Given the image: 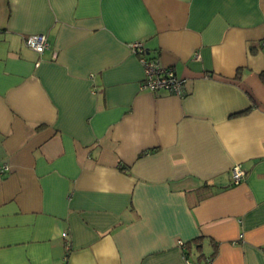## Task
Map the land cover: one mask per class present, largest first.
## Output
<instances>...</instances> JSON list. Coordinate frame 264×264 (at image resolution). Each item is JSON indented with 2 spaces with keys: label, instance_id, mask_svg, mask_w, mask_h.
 <instances>
[{
  "label": "crops",
  "instance_id": "obj_1",
  "mask_svg": "<svg viewBox=\"0 0 264 264\" xmlns=\"http://www.w3.org/2000/svg\"><path fill=\"white\" fill-rule=\"evenodd\" d=\"M263 43L264 0H0V264H264Z\"/></svg>",
  "mask_w": 264,
  "mask_h": 264
},
{
  "label": "built area",
  "instance_id": "obj_2",
  "mask_svg": "<svg viewBox=\"0 0 264 264\" xmlns=\"http://www.w3.org/2000/svg\"><path fill=\"white\" fill-rule=\"evenodd\" d=\"M25 45L28 49L37 54H42L48 48L47 39L45 35L42 34L28 36L25 39ZM131 48L143 69L144 78L142 87L144 89L152 93L168 91L179 98L185 96L184 80L178 79L172 69L162 68L155 59L147 58L146 51L140 43L133 44ZM5 167V165L2 166V168ZM244 176L245 173L239 165H235L231 168L230 177L232 185H238L243 180ZM63 236L66 237L65 234H63ZM179 245L181 249H184L183 243H179ZM207 264H209V262Z\"/></svg>",
  "mask_w": 264,
  "mask_h": 264
},
{
  "label": "trees",
  "instance_id": "obj_3",
  "mask_svg": "<svg viewBox=\"0 0 264 264\" xmlns=\"http://www.w3.org/2000/svg\"><path fill=\"white\" fill-rule=\"evenodd\" d=\"M261 79H262V81H263V83H264V73L261 75ZM196 247V246H195ZM188 249L189 247H185L184 246V249ZM186 252H184V255H186L187 256V254H185ZM188 253V252H187ZM210 257H208V258H206V260H205V263L204 264H207L209 261H210Z\"/></svg>",
  "mask_w": 264,
  "mask_h": 264
}]
</instances>
